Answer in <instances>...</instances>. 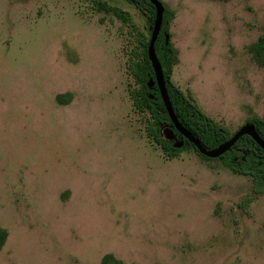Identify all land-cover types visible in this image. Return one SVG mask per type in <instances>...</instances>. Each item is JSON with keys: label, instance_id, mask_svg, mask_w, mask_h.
<instances>
[{"label": "rangeland", "instance_id": "rangeland-1", "mask_svg": "<svg viewBox=\"0 0 264 264\" xmlns=\"http://www.w3.org/2000/svg\"><path fill=\"white\" fill-rule=\"evenodd\" d=\"M99 1L128 20L93 0H0V264H264V195L222 161L149 140L128 61L153 22ZM158 1L176 86L230 133L263 117L249 48L264 0Z\"/></svg>", "mask_w": 264, "mask_h": 264}, {"label": "trees", "instance_id": "trees-1", "mask_svg": "<svg viewBox=\"0 0 264 264\" xmlns=\"http://www.w3.org/2000/svg\"><path fill=\"white\" fill-rule=\"evenodd\" d=\"M137 9L146 12L150 20L154 21V7L146 0H127ZM101 10H110L123 21H127V15L118 8H109L93 0ZM153 25V24H152ZM151 34V30H150ZM149 39L143 35L139 40L137 51L129 57L128 72L134 78L138 88L130 92V97L135 110L139 113L149 114L146 124V134L149 140L158 145L168 158L176 157L182 150H194L205 160L222 161L224 166L232 173L248 176L252 181V198L264 195V151L248 136L241 137L229 152L217 159H209L198 153L195 147L179 135L176 131V141L181 143L180 148L174 147V142H167L162 137V128L170 127L171 121L164 108L156 85L148 87L150 79L154 78L151 64L147 57ZM155 53L161 65L168 96L172 104L175 116L180 124L191 133L206 150H213L231 138L233 133L222 124L207 117L193 102L189 91L183 92L173 82V70L177 63V53L171 42L170 19L168 12L164 10L161 30L155 42ZM254 61L264 67V35L259 36L249 48ZM60 103L70 99V95L58 96ZM247 124L254 126L255 131L264 141V116L250 118ZM248 198L246 203L250 202ZM6 232L0 229V249L5 243ZM109 256H105L102 264H109ZM118 264V263H116Z\"/></svg>", "mask_w": 264, "mask_h": 264}, {"label": "water", "instance_id": "water-1", "mask_svg": "<svg viewBox=\"0 0 264 264\" xmlns=\"http://www.w3.org/2000/svg\"><path fill=\"white\" fill-rule=\"evenodd\" d=\"M154 7V21L152 25L150 41L147 48V57L151 64V68L154 74V78L150 79L148 82V87L152 88L156 85L157 90L160 94V98L164 105V108L169 116L171 121L170 127L162 128V137L167 142H174L175 148H180L181 143L176 141V131L179 135H181L184 139H186L189 143H191L198 153L206 158L209 159H217L224 155L226 152H229L231 148L236 144V142L243 136L250 137L263 151H264V141L261 140L259 135L254 129V126L251 124H245L241 126L237 131L233 133L231 138L227 140L225 143L221 144L217 148L213 150H206L202 147L200 142L191 134L189 133L178 121L177 117L175 116L172 104L170 102L166 84L164 81V75L161 68V65L157 59L155 53V42L161 30V25L163 21V14H164V7L158 0H146Z\"/></svg>", "mask_w": 264, "mask_h": 264}]
</instances>
